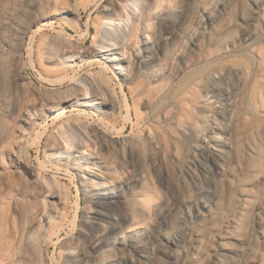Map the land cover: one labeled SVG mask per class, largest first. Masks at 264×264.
I'll return each instance as SVG.
<instances>
[{"label": "rangeland", "instance_id": "rangeland-1", "mask_svg": "<svg viewBox=\"0 0 264 264\" xmlns=\"http://www.w3.org/2000/svg\"><path fill=\"white\" fill-rule=\"evenodd\" d=\"M134 1L0 0V264H264V0L144 1L122 69Z\"/></svg>", "mask_w": 264, "mask_h": 264}, {"label": "bare ground", "instance_id": "bare-ground-1", "mask_svg": "<svg viewBox=\"0 0 264 264\" xmlns=\"http://www.w3.org/2000/svg\"><path fill=\"white\" fill-rule=\"evenodd\" d=\"M147 0H135L134 2H128L124 4V8L126 10L127 17L120 21L119 23L116 22L113 19H109L104 21L103 23V37L102 41L100 42L99 49L100 51H94V53H99L103 58H109V62L114 64L116 67H120L124 69V63H128V61L124 58H122V54L119 55L118 53L114 54V52L117 50L116 46L117 43L119 42V39L123 38L124 35L126 36V30L127 28L134 24L133 17L135 14H137L141 6L143 5V2ZM149 1H154V0H149ZM157 4L161 3V0H155ZM45 26L50 27V24H46ZM40 30V29H39ZM139 43V42H138ZM119 50V49H118ZM92 63L96 62V60H92ZM80 82L81 85H83L84 91H85V103L87 104L86 107L90 108L92 107L91 103L95 102V106L92 108H95V110L100 111L103 110L106 105L108 106L111 105L113 109L117 108V105L120 106L121 101L119 99H113V100H106V97L104 93L102 92V87L93 79L87 78L83 79ZM123 93H124V102L127 107H130V101L128 95L125 93V88L123 87ZM105 100V102L103 101ZM60 112L61 116L64 117L70 113H74L78 111L76 108H65V107H60ZM62 120V118H60ZM64 119V118H63ZM59 121V120H58ZM56 123V122H55ZM68 125V124H67ZM61 142L63 147L64 152H57L54 156L56 157L57 155V160H62L67 158L68 152L71 151L72 149H75L77 147L73 143L70 142V139L72 137H75L77 139L81 138L82 135L79 131L78 125L76 126V123L69 122L68 126L61 125ZM221 131V129H220ZM222 134H220L218 131H215L212 133L211 139H210V144H212L215 148H219L221 153L214 152L213 153L216 157L219 159L223 160L224 159V154H226L228 151L231 150L232 146L229 143L224 142L222 139ZM82 144V143H81ZM84 144V143H83ZM80 147V146H79ZM78 147V148H79ZM204 148V147H203ZM80 149V148H79ZM82 150V149H80ZM216 151V150H215ZM227 151V152H226ZM213 155V156H214ZM84 171H88L87 168L84 169ZM79 172H82L79 170ZM95 177H99V175H93ZM84 178V177H83ZM48 185L52 188L54 185L52 182H47ZM109 190V186H104V187H95V188H90L89 186L85 187L83 185V193L85 195H92V196H98L99 198L104 196L102 193L106 192ZM219 264V263H217Z\"/></svg>", "mask_w": 264, "mask_h": 264}]
</instances>
